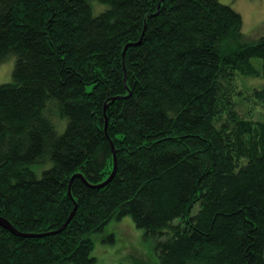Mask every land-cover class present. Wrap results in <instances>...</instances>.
Returning a JSON list of instances; mask_svg holds the SVG:
<instances>
[{"label":"trees","instance_id":"1","mask_svg":"<svg viewBox=\"0 0 264 264\" xmlns=\"http://www.w3.org/2000/svg\"><path fill=\"white\" fill-rule=\"evenodd\" d=\"M242 27L219 0H0V217L31 233L0 224V264H97L89 235L127 215L156 264H264V79H238L264 77V34Z\"/></svg>","mask_w":264,"mask_h":264},{"label":"rangeland","instance_id":"2","mask_svg":"<svg viewBox=\"0 0 264 264\" xmlns=\"http://www.w3.org/2000/svg\"><path fill=\"white\" fill-rule=\"evenodd\" d=\"M219 1L231 4L240 12L243 19L242 31L248 39H256L264 34V0ZM252 61L255 64L260 63L259 59L253 58ZM13 63L12 55L0 63V83L11 80ZM238 76V79H244L243 85H261L264 79V77ZM89 236L93 241L91 254L96 257L97 264H156L157 262L153 240L145 237L143 230L136 227L128 215L119 219L112 218L102 231L91 233ZM130 241L135 246L136 252L126 250V245Z\"/></svg>","mask_w":264,"mask_h":264},{"label":"water","instance_id":"3","mask_svg":"<svg viewBox=\"0 0 264 264\" xmlns=\"http://www.w3.org/2000/svg\"><path fill=\"white\" fill-rule=\"evenodd\" d=\"M115 170V156H114V167H113V170L111 172V174L107 177V179H105L103 182L97 184V186H100V185H103L105 184L112 176L113 172ZM0 224L1 225H4L5 227H7L9 230L15 232V233H18V234H23V235H31V233H20L18 230H16L12 224L5 218L3 217H0Z\"/></svg>","mask_w":264,"mask_h":264}]
</instances>
